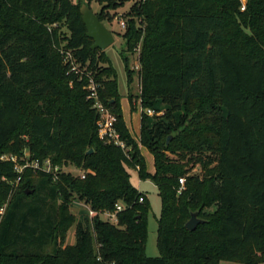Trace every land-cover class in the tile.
I'll list each match as a JSON object with an SVG mask.
<instances>
[{
    "label": "trees",
    "instance_id": "16d2710c",
    "mask_svg": "<svg viewBox=\"0 0 264 264\" xmlns=\"http://www.w3.org/2000/svg\"><path fill=\"white\" fill-rule=\"evenodd\" d=\"M241 7L240 0L133 5L118 36L129 86L127 55L139 52L138 143L124 122L116 70L92 49L81 9L71 0H0V264H264V0ZM97 16L114 20L104 10ZM90 78L126 149L99 137ZM140 145L154 157V174ZM26 150L85 179L28 169L16 184L14 165L1 157ZM131 171L152 181L162 201L159 257L147 255L151 206ZM76 201L96 216L77 221ZM119 203L117 223L103 220ZM196 212L203 223L189 231Z\"/></svg>",
    "mask_w": 264,
    "mask_h": 264
},
{
    "label": "rangeland",
    "instance_id": "374dc122",
    "mask_svg": "<svg viewBox=\"0 0 264 264\" xmlns=\"http://www.w3.org/2000/svg\"><path fill=\"white\" fill-rule=\"evenodd\" d=\"M72 3L78 8L81 9L83 5L90 7L97 15L102 13L104 10L105 14L108 17L113 18L114 20L110 23L106 21L104 24L115 34V43L109 47L105 53L108 59L110 60L112 66L115 68L117 73V82H118V92L120 96L119 105L122 111L124 122L132 137H141L142 129V112L139 106V95L141 93L140 79H139V52L136 54H128L127 57L130 61V67L134 70L133 83L129 86L125 63L122 58V51L125 48V42L123 38L119 37L118 34L124 33L125 29H122L120 23L122 21L127 22V14L133 7V5L139 3L141 0H71ZM118 9L113 7L114 4H121ZM242 7L241 11L246 9L247 0H240ZM114 8V9H113ZM107 66V65H106ZM134 97V103L137 105L135 110H132L129 95ZM159 108L157 115H162L165 107L158 102L155 106ZM156 115V113L154 114ZM179 117V114L177 115ZM134 138V137H133ZM135 139V138H134ZM138 143L139 138L135 139ZM141 155L144 158L146 170L149 174H154L155 172V162L152 153L145 146L140 145ZM25 153L31 154L29 150H26ZM63 172H72L76 175L80 174L81 171L74 168L73 166H64L61 167L58 173ZM195 174L201 173V168L196 167L193 171ZM57 174V173H56ZM131 181L135 187L139 188L141 192L147 197L151 210L148 215V241H147V255L150 257H159L160 252L158 249V219L161 216L162 212V201L158 194V189L155 184L150 181H141L138 174L135 171H131ZM5 180V179H4ZM28 194H33V191H28ZM4 206L3 209H5ZM215 208H212L211 211H214ZM4 212V211H3ZM72 212L77 218V221H83L85 217L89 216V208L83 202L76 201L72 208ZM75 242V226L69 231L67 237V243L71 244ZM221 264H238L234 262H222Z\"/></svg>",
    "mask_w": 264,
    "mask_h": 264
},
{
    "label": "built area",
    "instance_id": "2783aa9c",
    "mask_svg": "<svg viewBox=\"0 0 264 264\" xmlns=\"http://www.w3.org/2000/svg\"><path fill=\"white\" fill-rule=\"evenodd\" d=\"M122 29L126 28L125 21H122L120 23ZM66 62L70 63L72 66V70L76 71L78 69V64L76 63L75 59L73 58L71 53H67ZM88 90L90 91V94L88 96L89 99L94 100V108L99 112L100 118L98 121V128H99V137L108 142V143H114L115 145L121 147L122 149H126L125 142L121 139L120 134L118 133L115 124H116V117L110 112V110L103 105V103L99 99V85L94 81L93 78H90ZM148 115L152 116L154 115V112L152 110L146 111ZM1 161L4 162H10L14 165V170L18 174V179L16 181V184H18L25 171L30 169L33 171H43L48 174L56 175L58 173L59 169L58 167L53 168L51 165V162L49 160H45L41 162L38 159H31L30 155L27 153H24L21 157H18L16 155H10L5 154L1 157ZM82 179H85V174L80 173ZM180 185H181V191L184 188L185 185V179H180ZM180 191V192H181ZM145 200L144 197H141L139 202L143 203ZM125 208L123 203H119L116 205V211L115 212H104L101 214V217L105 221H109L111 223L116 224L117 223V213L123 211ZM4 209H1V213H3ZM96 212L92 211L89 208V217L93 218L96 216ZM98 260H101L99 257Z\"/></svg>",
    "mask_w": 264,
    "mask_h": 264
},
{
    "label": "water",
    "instance_id": "95a60500",
    "mask_svg": "<svg viewBox=\"0 0 264 264\" xmlns=\"http://www.w3.org/2000/svg\"><path fill=\"white\" fill-rule=\"evenodd\" d=\"M57 2V0H52ZM82 20L87 29V37L93 41V50L106 51L115 43V34L100 21L97 14L88 6L83 5L81 10ZM171 137L168 139L170 141ZM92 150L90 151V153ZM203 223L198 217V212L192 213L191 219L187 222L186 228L189 231H195Z\"/></svg>",
    "mask_w": 264,
    "mask_h": 264
},
{
    "label": "crops",
    "instance_id": "0c3cea01",
    "mask_svg": "<svg viewBox=\"0 0 264 264\" xmlns=\"http://www.w3.org/2000/svg\"><path fill=\"white\" fill-rule=\"evenodd\" d=\"M140 110H141V112H142V109L140 108ZM132 134V133H131ZM133 135V134H132ZM135 139L136 138H139L140 139V137H135V136H133ZM136 173H137V171H135ZM140 192H141V190L139 189V188H137ZM75 242H73V243H71V244H74Z\"/></svg>",
    "mask_w": 264,
    "mask_h": 264
}]
</instances>
